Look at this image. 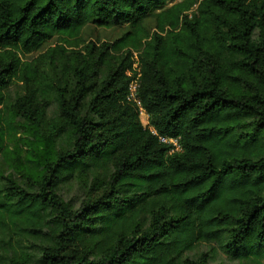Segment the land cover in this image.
Here are the masks:
<instances>
[{"label":"trees","instance_id":"16d2710c","mask_svg":"<svg viewBox=\"0 0 264 264\" xmlns=\"http://www.w3.org/2000/svg\"><path fill=\"white\" fill-rule=\"evenodd\" d=\"M0 264H264V0H0Z\"/></svg>","mask_w":264,"mask_h":264},{"label":"rangeland","instance_id":"374dc122","mask_svg":"<svg viewBox=\"0 0 264 264\" xmlns=\"http://www.w3.org/2000/svg\"><path fill=\"white\" fill-rule=\"evenodd\" d=\"M175 1H178V0H175ZM146 24L149 25V27H151L152 31L154 30L153 20H150V19L147 20ZM127 28H128L127 24H122L120 26L119 25L113 26L111 28L96 27L93 24H89L84 29L82 38L85 40H94L97 42L113 41L117 39L118 37H120ZM56 40L57 39L53 40L51 44L55 43ZM36 55L37 54H30V55L25 56V58L32 59ZM11 94H13V91H11ZM139 118L144 126L148 125V121H149L148 114L143 109L139 111Z\"/></svg>","mask_w":264,"mask_h":264},{"label":"built area","instance_id":"2783aa9c","mask_svg":"<svg viewBox=\"0 0 264 264\" xmlns=\"http://www.w3.org/2000/svg\"><path fill=\"white\" fill-rule=\"evenodd\" d=\"M130 89H131V93H132V98L136 100V97H135V94H134L135 89H136V83L133 82L131 84V88ZM161 140L162 141H168V139L166 137H161ZM170 141H174V140L173 139H170Z\"/></svg>","mask_w":264,"mask_h":264}]
</instances>
